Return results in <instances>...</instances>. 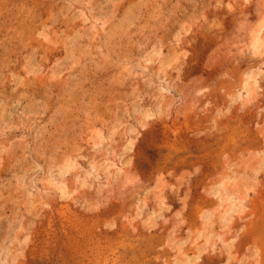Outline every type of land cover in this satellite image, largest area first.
Instances as JSON below:
<instances>
[{"label":"rangeland","instance_id":"1","mask_svg":"<svg viewBox=\"0 0 264 264\" xmlns=\"http://www.w3.org/2000/svg\"><path fill=\"white\" fill-rule=\"evenodd\" d=\"M0 264H264V0H0Z\"/></svg>","mask_w":264,"mask_h":264}]
</instances>
